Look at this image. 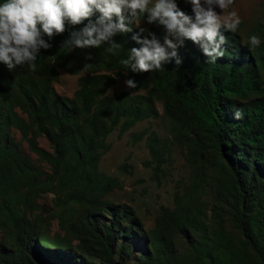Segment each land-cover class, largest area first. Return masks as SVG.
<instances>
[{"label":"rangeland","instance_id":"374dc122","mask_svg":"<svg viewBox=\"0 0 264 264\" xmlns=\"http://www.w3.org/2000/svg\"><path fill=\"white\" fill-rule=\"evenodd\" d=\"M177 4L194 15L190 0ZM231 11L242 23L222 46L237 63L236 56L246 52L262 86L238 98L244 105L264 98V0H234L224 14ZM138 23L114 37L121 44L115 54L101 48L100 61H82L77 56L87 49L63 46L74 30L68 25L49 41L52 47L41 50L34 70L27 64L9 70L0 62V264L38 263L22 252L19 236L24 232L31 247L61 264H103L88 256L81 238L90 221L103 230L110 224L108 205L128 206L137 218L131 238L115 243L125 245L124 264H260L245 245L227 159L209 131L190 110L177 117L165 112L156 71L133 72L121 63L131 47L141 46L135 36L164 35L163 26L146 18ZM253 35L261 43L250 48ZM128 79L137 87L128 88ZM83 81L94 90L93 103L64 124L57 163L48 133L59 131L64 106L80 110ZM102 103L110 114L93 135L91 120ZM118 109L120 119L114 123ZM228 110L239 113L236 107ZM239 208L246 214L247 233L264 251L263 203L256 198ZM122 224L130 226L128 218ZM114 260L118 264V253Z\"/></svg>","mask_w":264,"mask_h":264},{"label":"trees","instance_id":"16d2710c","mask_svg":"<svg viewBox=\"0 0 264 264\" xmlns=\"http://www.w3.org/2000/svg\"><path fill=\"white\" fill-rule=\"evenodd\" d=\"M146 18V17H145ZM156 36L163 38L161 32ZM226 37L232 33L225 32ZM149 38H151L149 36ZM131 46L135 43L127 41ZM100 48L87 49L77 56L82 61H100ZM225 55L215 63H208V58L199 46L192 41H185V45L178 49V56L182 63L177 65L173 59L163 63L160 70L155 72L156 91L165 99V112L177 117L181 112L190 110L209 131L215 146L227 159V167L231 179V193L235 196L234 210L242 230L245 231V245L250 247L258 256L260 264H264V251L247 233L245 212H240L248 205H252L258 198L264 205V98L256 99L244 105H238V98L248 91L260 92L262 86L258 76L254 74L252 66L255 62L246 60V52L242 56L231 59L232 51L222 46ZM105 51V50H104ZM88 53L91 60H86ZM94 90L88 81L82 83V106L79 111L64 106L58 118L59 131L48 137L54 147L57 163L61 156L62 142L65 138L64 124L72 121L81 113L91 109ZM102 103L91 120L93 135H98L101 121L108 117L110 109ZM228 106L236 107L239 115L232 114ZM33 109L35 105L32 106ZM118 109L114 123L120 119ZM137 117L142 114L137 111ZM135 120H132L134 123ZM127 127V126H125ZM222 190L218 189L217 198L222 197ZM111 212L110 224H104V230L92 221L84 228L81 238V247L85 248L88 256L98 259L103 264H115L114 257L118 253V264H124L125 245L119 248L116 240L124 237L131 238L137 219L128 206L115 207L108 205ZM215 213L217 214L216 210ZM218 213L222 215L218 209ZM218 217V214H217ZM128 218V224H122ZM182 232L187 231L182 228ZM188 235V234H187ZM126 240V241H127ZM19 245L27 258L31 255L37 259V264H61L52 256L41 253L36 246L31 247L30 237L26 233L20 234ZM118 249V250H117ZM19 264V263H17Z\"/></svg>","mask_w":264,"mask_h":264},{"label":"clouds","instance_id":"9594fccd","mask_svg":"<svg viewBox=\"0 0 264 264\" xmlns=\"http://www.w3.org/2000/svg\"><path fill=\"white\" fill-rule=\"evenodd\" d=\"M190 3L194 15L182 10L177 0H3L0 3V62L9 70L25 64L34 70L41 50L52 47L49 41L63 34L68 25L74 30L63 46L90 49L107 45L105 51L115 54L121 44L114 37L131 31L130 24H139L146 17L148 23L163 26V38L155 33L149 34L151 38L135 36L141 46L131 47L127 58L121 61L126 69L154 72L173 59L180 65L178 49L185 41L199 46L208 63H215L225 55L224 33L236 32L242 23L237 12L224 14L234 0H190ZM217 7L222 13L216 11ZM96 13L99 15L92 19ZM76 25L83 27L75 29ZM260 43L256 35L249 38L250 48ZM91 59L92 54L88 53L86 60ZM125 83L128 88L137 87L133 79Z\"/></svg>","mask_w":264,"mask_h":264}]
</instances>
